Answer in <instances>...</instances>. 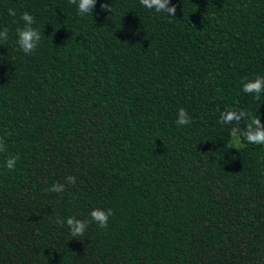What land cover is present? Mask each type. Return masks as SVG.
<instances>
[{
	"label": "trees",
	"instance_id": "obj_1",
	"mask_svg": "<svg viewBox=\"0 0 264 264\" xmlns=\"http://www.w3.org/2000/svg\"><path fill=\"white\" fill-rule=\"evenodd\" d=\"M171 5L97 0L81 16L69 0H0V264H264V146L243 135L264 124V93L242 90L264 76V0ZM24 12L41 33L31 55ZM94 208L113 210L106 228L56 223Z\"/></svg>",
	"mask_w": 264,
	"mask_h": 264
},
{
	"label": "clouds",
	"instance_id": "obj_2",
	"mask_svg": "<svg viewBox=\"0 0 264 264\" xmlns=\"http://www.w3.org/2000/svg\"><path fill=\"white\" fill-rule=\"evenodd\" d=\"M69 3L77 6V11L81 16L88 14L93 15L94 8L96 6L97 0H69ZM142 5L154 10L155 12H163L169 14L171 17L176 15L175 5L170 6V0H141ZM102 9H109V4H102ZM9 15L15 16V9L8 10ZM20 19L23 21V26L16 28V43L20 50L26 55H31L34 53L40 42L41 33L40 31L33 27L35 24V17L24 12ZM8 28L5 27L0 29V42L7 41L8 39ZM243 92L254 95L255 98L259 99L260 95L264 93V76H256L252 80L245 81L242 85ZM248 118V114L244 111L239 112H227L221 114V118L218 122L222 124H233ZM175 123L178 127L187 126L191 123V116L186 109L180 108L176 114ZM249 144L264 146V124L261 123L260 117L252 119L250 123L247 124L246 131L243 133ZM0 152H6L5 143L3 139H0ZM18 156H9L5 160V166L9 170H14L16 165V160ZM76 182L75 177H67V183L74 185ZM65 190V184L59 182L54 183L49 191L60 193ZM113 215V210L111 208H94L89 213V219L83 220L78 219L75 216H70L65 219H60L57 217L56 223L61 227L68 226L70 233L73 238L84 236L87 228L90 224L95 223L97 227L104 229L108 226L109 218Z\"/></svg>",
	"mask_w": 264,
	"mask_h": 264
},
{
	"label": "rangeland",
	"instance_id": "obj_3",
	"mask_svg": "<svg viewBox=\"0 0 264 264\" xmlns=\"http://www.w3.org/2000/svg\"><path fill=\"white\" fill-rule=\"evenodd\" d=\"M229 137H230V136H228V135H227V137H226V138L228 139Z\"/></svg>",
	"mask_w": 264,
	"mask_h": 264
}]
</instances>
